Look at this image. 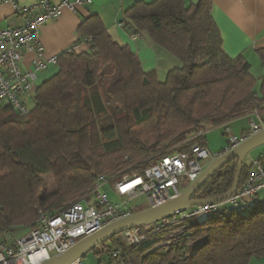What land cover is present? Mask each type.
<instances>
[{
	"label": "trees",
	"instance_id": "obj_1",
	"mask_svg": "<svg viewBox=\"0 0 264 264\" xmlns=\"http://www.w3.org/2000/svg\"><path fill=\"white\" fill-rule=\"evenodd\" d=\"M211 7L210 0L190 5L154 0L138 1L125 12L130 31L145 33L179 61L164 82L144 73L99 16L91 15L78 28L87 52L57 57L58 71L36 88L28 117L0 107V244L1 233L10 232L13 240L20 237L18 230L28 232L39 209L54 214L76 202L98 176L142 173L158 158L186 151L190 143L185 142L205 126L226 129L257 108L264 98V80L259 97L249 64L221 50ZM257 54L264 64V49ZM236 166L233 161L213 174L193 199L224 195ZM249 168L243 166L239 185ZM49 174L55 189L43 196ZM176 227L186 236L153 249ZM189 244L194 249L187 257ZM101 247L108 264L113 249L121 250L130 264L264 261V206L181 221L139 247L127 248L120 235Z\"/></svg>",
	"mask_w": 264,
	"mask_h": 264
},
{
	"label": "built area",
	"instance_id": "obj_2",
	"mask_svg": "<svg viewBox=\"0 0 264 264\" xmlns=\"http://www.w3.org/2000/svg\"><path fill=\"white\" fill-rule=\"evenodd\" d=\"M4 1L12 4L14 14L21 18V24L0 29V107L7 105L19 117L27 118V101L33 100L36 90L34 73L44 71L49 64H56L57 59L45 58L38 39L40 28L56 21L63 9L75 12L79 7L91 4L92 0H61L56 4L51 0H35L32 6H22L13 0ZM131 38L137 39L138 36L134 34ZM26 53L33 54L32 70L23 71L21 67ZM247 118L248 128L240 137L225 134L226 145L218 153L212 154L208 150L206 132L199 130L185 142L190 143L186 151L164 155L142 173L122 171L112 176H98L87 194L61 211L49 214L39 209L33 227L26 234L12 240L10 232L1 233L4 242L0 244V264H43L110 224L136 214L137 202L141 199L147 206L145 210L173 200L210 164L264 131V98ZM107 188L112 199L106 192ZM260 194H263L261 200ZM257 198V203L249 205ZM259 205L264 206V153L253 162L246 179L225 201L192 207L158 223L125 231L120 240L127 248L139 247L150 236L181 221L215 218L231 212L241 214ZM183 236H186L184 229L176 227L166 242L153 249L175 244ZM193 249L194 244H189L187 257L193 254ZM108 255L112 264H130L119 249L110 250ZM73 264L82 263L76 261Z\"/></svg>",
	"mask_w": 264,
	"mask_h": 264
},
{
	"label": "crops",
	"instance_id": "obj_3",
	"mask_svg": "<svg viewBox=\"0 0 264 264\" xmlns=\"http://www.w3.org/2000/svg\"><path fill=\"white\" fill-rule=\"evenodd\" d=\"M60 1L51 0V3L56 4ZM138 1L150 3L154 0H92L91 4L79 7L75 12L63 9L56 21L47 23L39 30L38 39L45 58H56L69 51L75 54L87 52V44L78 32V28L91 15H98L107 33L117 44L129 49L139 61L143 72L154 73L158 81L164 82L167 74L179 68L180 63L164 49L154 44L145 33L136 34L130 31L125 12ZM183 1L185 5H190L198 0ZM210 1L211 17L221 50L230 59L242 57L249 64L250 73L256 81L255 93L262 97L264 64L257 52L264 49V0ZM13 2L22 6H32L35 0H13ZM20 24L21 18L14 14L12 4L0 0V29ZM134 34L138 36L137 39L131 38ZM32 59V53L25 54L21 67L23 71L32 70L30 64ZM57 71L56 64H49L44 71L35 72L34 87L37 88L54 76ZM30 103L32 100L27 101V105ZM240 136L241 134L238 137ZM26 232L18 230L15 233L22 236ZM107 261L109 262L108 259Z\"/></svg>",
	"mask_w": 264,
	"mask_h": 264
},
{
	"label": "water",
	"instance_id": "obj_4",
	"mask_svg": "<svg viewBox=\"0 0 264 264\" xmlns=\"http://www.w3.org/2000/svg\"><path fill=\"white\" fill-rule=\"evenodd\" d=\"M262 146H264V131L247 139L236 149L210 164L203 171L201 176L190 186H188L178 197L156 208H150L138 212L125 219L112 223L109 226L103 228L101 231L81 240L68 251L54 256L43 264H73L76 261H81V259L88 252L93 251L95 248L101 245H104L109 240L121 235L125 231L158 223L183 213L192 207L225 201L231 197L237 189L244 159L247 154ZM233 161H237L236 171L234 173L231 188L224 195L206 200L193 199L197 191L202 188V186L213 174Z\"/></svg>",
	"mask_w": 264,
	"mask_h": 264
},
{
	"label": "rangeland",
	"instance_id": "obj_5",
	"mask_svg": "<svg viewBox=\"0 0 264 264\" xmlns=\"http://www.w3.org/2000/svg\"><path fill=\"white\" fill-rule=\"evenodd\" d=\"M33 107V103L28 104V108L31 109ZM248 128V119L243 117L240 119H236L229 123L227 125L228 131L225 133V127H211V126H205V140L207 142L208 150L215 154L221 149H223L226 145V136L224 134H231L235 137H238L240 134H242V131ZM214 152V153H213ZM264 153V146L259 147L251 151L247 154V156L244 159L243 166L250 167L253 162L258 158L260 154ZM122 172V171H119ZM107 176V175H105ZM44 183H45V190L43 193V196H47L50 193H52L55 189L54 179L51 174L46 175L44 177ZM185 187V186H184ZM106 192L109 195V198L112 199L111 191L107 188ZM87 194V192L85 193ZM84 194V195H85ZM82 197V196H81ZM263 198V194L259 195V199L261 200ZM258 198L254 201H250L249 205H254L257 203ZM138 205V212H141L147 208L145 205L144 199H141L137 202ZM103 248L101 246L95 248L93 251L88 252L82 259V264H108L106 256L102 253ZM249 264H264L263 260L259 259H252Z\"/></svg>",
	"mask_w": 264,
	"mask_h": 264
}]
</instances>
